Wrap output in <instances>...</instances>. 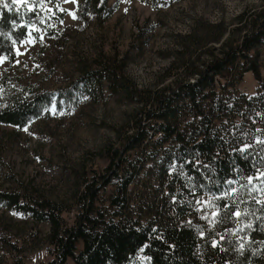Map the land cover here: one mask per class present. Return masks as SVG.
<instances>
[{
    "label": "trees",
    "instance_id": "obj_1",
    "mask_svg": "<svg viewBox=\"0 0 264 264\" xmlns=\"http://www.w3.org/2000/svg\"><path fill=\"white\" fill-rule=\"evenodd\" d=\"M107 1L84 0L81 14L103 20ZM47 3L59 5L0 0V57L14 59L33 27L62 22ZM179 38L168 84L141 88L115 58L86 59L67 87L0 107V123L21 127L51 104L104 90L138 105L100 151L105 164L82 170L72 205L0 190V207L49 224L47 264H264V4ZM247 72L257 81L250 92ZM0 254L24 262L3 233Z\"/></svg>",
    "mask_w": 264,
    "mask_h": 264
},
{
    "label": "rangeland",
    "instance_id": "obj_2",
    "mask_svg": "<svg viewBox=\"0 0 264 264\" xmlns=\"http://www.w3.org/2000/svg\"><path fill=\"white\" fill-rule=\"evenodd\" d=\"M57 1L58 7L50 3L44 7L54 15L63 10L62 22L54 17L46 22L48 27H33L16 45L14 59L0 57V107L27 93H54L67 87L86 59L115 58L141 88L168 84L170 74L179 69L173 65L179 37L203 23L230 25L243 10L264 4V0H108L112 13L102 20L90 9L81 14L84 0ZM256 84L253 73H245L242 89L253 91ZM137 108L104 90L94 98L82 95L74 106L51 104L21 127L0 123V190L25 191L72 205L82 170L105 164L100 151L115 141L116 130ZM65 217L70 220L72 213ZM1 233L22 245L23 264H47L51 258L47 222L35 223L15 208L0 207ZM0 264H5L1 254Z\"/></svg>",
    "mask_w": 264,
    "mask_h": 264
},
{
    "label": "snow or ice",
    "instance_id": "obj_3",
    "mask_svg": "<svg viewBox=\"0 0 264 264\" xmlns=\"http://www.w3.org/2000/svg\"><path fill=\"white\" fill-rule=\"evenodd\" d=\"M73 18H75V16H73ZM236 215H237V216H239V215H240V213H236Z\"/></svg>",
    "mask_w": 264,
    "mask_h": 264
}]
</instances>
